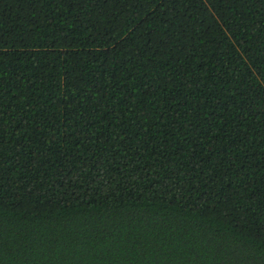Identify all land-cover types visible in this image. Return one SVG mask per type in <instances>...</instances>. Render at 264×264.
I'll return each mask as SVG.
<instances>
[{
    "label": "trees",
    "instance_id": "trees-1",
    "mask_svg": "<svg viewBox=\"0 0 264 264\" xmlns=\"http://www.w3.org/2000/svg\"><path fill=\"white\" fill-rule=\"evenodd\" d=\"M0 264H264V0H0Z\"/></svg>",
    "mask_w": 264,
    "mask_h": 264
}]
</instances>
